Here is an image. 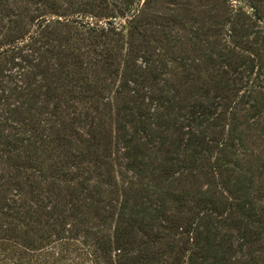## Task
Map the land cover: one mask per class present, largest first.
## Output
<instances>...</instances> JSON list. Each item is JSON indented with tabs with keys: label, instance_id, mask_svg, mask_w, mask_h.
Wrapping results in <instances>:
<instances>
[{
	"label": "trees",
	"instance_id": "1",
	"mask_svg": "<svg viewBox=\"0 0 264 264\" xmlns=\"http://www.w3.org/2000/svg\"><path fill=\"white\" fill-rule=\"evenodd\" d=\"M160 1L0 0V264H264L261 10Z\"/></svg>",
	"mask_w": 264,
	"mask_h": 264
},
{
	"label": "rangeland",
	"instance_id": "2",
	"mask_svg": "<svg viewBox=\"0 0 264 264\" xmlns=\"http://www.w3.org/2000/svg\"><path fill=\"white\" fill-rule=\"evenodd\" d=\"M147 1V0H146ZM151 1V0H150ZM180 1H189L193 4L191 7V12L195 11L196 15L200 18L206 20V18H210L214 15L216 18H220L223 21V25H221V31H219V34L212 37L210 48L223 50L225 53L230 52L231 47L234 46L235 38H230L231 32L230 30H233V33L236 35L239 32V27L242 22V18L239 15H236V11L239 9L238 6L240 4H243V0H180ZM256 2L258 8L261 10V16L262 19L256 20L254 16H251L252 18H248L247 24H248V30L246 33L250 34L251 36L246 37L247 41V47L251 44V39L255 41L257 50L264 54V0H253ZM151 4L155 6L154 9L147 8L144 9L145 13L141 16L140 19H145L147 14L155 15L160 18L162 15H164L167 11L171 10L172 4L167 1H160V0H152ZM249 12L252 14L253 9L248 8ZM179 13L181 16H187V18H190V13L187 10H179ZM233 16V22H228V18L230 16ZM203 16V17H202ZM139 19V17H138ZM129 24H127L128 26ZM130 26V25H129ZM156 26V25H155ZM130 29V27H129ZM256 31V33H254ZM186 32L182 29L180 30V34H185ZM187 34V33H186ZM249 38V39H248ZM253 50V49H252Z\"/></svg>",
	"mask_w": 264,
	"mask_h": 264
}]
</instances>
